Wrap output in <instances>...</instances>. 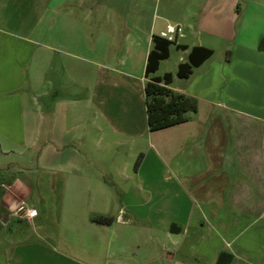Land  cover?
<instances>
[{"label":"crops","instance_id":"1","mask_svg":"<svg viewBox=\"0 0 264 264\" xmlns=\"http://www.w3.org/2000/svg\"><path fill=\"white\" fill-rule=\"evenodd\" d=\"M168 23L178 59L152 76L196 110L157 128L146 66ZM194 46L213 55L180 77ZM221 252L264 264V0H0V264Z\"/></svg>","mask_w":264,"mask_h":264},{"label":"trees","instance_id":"2","mask_svg":"<svg viewBox=\"0 0 264 264\" xmlns=\"http://www.w3.org/2000/svg\"><path fill=\"white\" fill-rule=\"evenodd\" d=\"M173 43L177 44L176 41H170L163 36L154 35L153 47L148 55L146 74L150 78L146 83L147 103L148 111L160 117V122L156 125L157 128L185 121L187 119L185 113L190 110H196V102L193 98L175 93L170 88L160 84L161 82L170 83L171 73H166L162 78L152 76L159 69L161 60L169 57L170 46ZM178 46L180 48H186L183 45L178 44ZM213 52V49L205 46H194L190 51L189 60L180 63L178 76L188 77L194 68L211 57ZM164 97H168V100ZM94 220L101 224H110L113 218L97 216ZM231 257V254L221 252L218 261L220 264H229Z\"/></svg>","mask_w":264,"mask_h":264},{"label":"built area","instance_id":"3","mask_svg":"<svg viewBox=\"0 0 264 264\" xmlns=\"http://www.w3.org/2000/svg\"><path fill=\"white\" fill-rule=\"evenodd\" d=\"M181 31L182 27L180 25L168 23L166 26V32H163L161 36L167 38L170 41H176L177 34H179ZM17 213H19L23 218L32 219L37 212L33 206V203L31 202V199L26 198L19 203Z\"/></svg>","mask_w":264,"mask_h":264},{"label":"rangeland","instance_id":"4","mask_svg":"<svg viewBox=\"0 0 264 264\" xmlns=\"http://www.w3.org/2000/svg\"><path fill=\"white\" fill-rule=\"evenodd\" d=\"M171 48L174 49L173 56H172L171 59H169L168 61H166L164 63L163 68L161 69V71H159V73H163L164 69H171V67L173 66V63L178 59L177 52L175 51V43H173L171 45ZM101 150H102V147L100 148V151ZM123 152H125V151L123 150ZM30 153H31V151L25 150V153H23V154H17V153L12 154L10 159L14 160V159H16L17 157H19L21 155H25L27 157V156H30ZM139 162H140V158H137L135 164H139ZM29 163H30L31 166L36 165L34 163V160H31ZM31 202L33 203V200H31Z\"/></svg>","mask_w":264,"mask_h":264}]
</instances>
